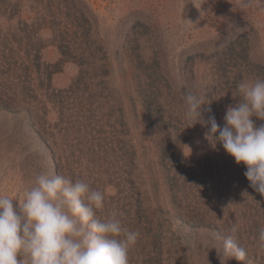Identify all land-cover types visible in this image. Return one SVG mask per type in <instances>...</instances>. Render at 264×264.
I'll return each mask as SVG.
<instances>
[{
	"label": "rangeland",
	"instance_id": "obj_1",
	"mask_svg": "<svg viewBox=\"0 0 264 264\" xmlns=\"http://www.w3.org/2000/svg\"><path fill=\"white\" fill-rule=\"evenodd\" d=\"M245 3L0 0V195L81 179L105 193L98 217L139 233L129 264H264V195L206 137L239 83L264 80V0Z\"/></svg>",
	"mask_w": 264,
	"mask_h": 264
},
{
	"label": "clouds",
	"instance_id": "obj_2",
	"mask_svg": "<svg viewBox=\"0 0 264 264\" xmlns=\"http://www.w3.org/2000/svg\"><path fill=\"white\" fill-rule=\"evenodd\" d=\"M249 6L251 0H246ZM237 91L242 99L226 109L223 126L208 116L206 137L243 164L250 187L264 195V124L257 127L252 119L264 121V80L241 82ZM185 100L186 117L205 123L202 113L211 109L204 108V99L189 92ZM104 200L103 191L63 175L38 176L22 202L0 195V264H129L128 253L139 233L124 228L115 214L98 217ZM258 239L264 243V229ZM223 249L241 262L247 256L234 235L224 239Z\"/></svg>",
	"mask_w": 264,
	"mask_h": 264
},
{
	"label": "trees",
	"instance_id": "obj_3",
	"mask_svg": "<svg viewBox=\"0 0 264 264\" xmlns=\"http://www.w3.org/2000/svg\"><path fill=\"white\" fill-rule=\"evenodd\" d=\"M1 108L5 109V108H7V106H2Z\"/></svg>",
	"mask_w": 264,
	"mask_h": 264
}]
</instances>
